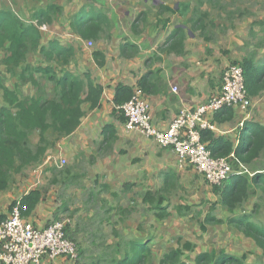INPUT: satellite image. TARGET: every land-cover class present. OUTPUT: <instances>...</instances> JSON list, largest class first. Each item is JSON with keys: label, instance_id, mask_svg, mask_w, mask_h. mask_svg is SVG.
I'll return each mask as SVG.
<instances>
[{"label": "crops", "instance_id": "0c3cea01", "mask_svg": "<svg viewBox=\"0 0 264 264\" xmlns=\"http://www.w3.org/2000/svg\"><path fill=\"white\" fill-rule=\"evenodd\" d=\"M159 1H137L136 7L141 8L138 12L145 11L147 19L145 23L139 24L138 32L137 30L136 32L132 31L131 21L129 29L121 27L117 23L119 14L117 16L115 9L106 11L102 7L101 10L113 21L110 26L104 28L98 40H91L94 47H88L86 42L88 40H83L71 30V16L75 11L69 15L64 12L59 19L42 29L43 44L49 40H57L61 45L73 48L74 55L63 66L64 69L82 76L84 73H88L94 83L103 87L98 107L91 109L88 102L84 103L82 109L85 114L81 118L80 125L71 134L60 138L54 146L53 155H46L42 160L47 161V165H50L58 158L65 159L70 165L72 174L90 173L103 176L104 180L101 182L111 188L112 182H115V184L120 183V185L137 184L144 187V190L160 189L165 174L173 173L176 178L175 188L184 189V186L187 187L196 176L199 177V180L193 181L195 188L211 192L209 200L216 202L215 206H217L219 204L217 202L218 197L212 193L211 186H208L195 170L179 169L176 165L174 151L167 147H161L154 140L137 131L126 129L125 121L118 119L117 105L114 102L115 89L118 84L133 88L139 87L140 77L148 73L151 93L145 94V97L150 104L152 122L160 130L167 129L182 107L195 108L220 90L222 72L232 62L250 58L254 61L255 66L264 68V0H253V6L247 10L249 15L251 13L253 15L244 18L246 24L243 27L233 26L236 32L232 34H222L215 26V30H210L207 17L205 20L208 23L202 32L200 30L192 31L190 29L191 24L186 22L184 18L189 19L192 16L193 7L190 11H186L188 3L178 9L176 6L178 1L174 5L171 0ZM98 2L105 3L102 0H98ZM160 4L172 8L174 12L165 11L161 13ZM100 6L97 8L100 9ZM113 25L114 27H112ZM221 25L225 27L226 23ZM232 25L230 23L228 27L231 28ZM180 26L186 33L183 41V52L168 51L165 39L175 27ZM126 40L138 47L139 54L131 57L120 55V45ZM94 50H99L104 54L105 63L103 66H98L95 63L92 56ZM5 55L6 49H0V79L2 82L6 77H9L6 66L2 64ZM34 59L41 61L39 55ZM32 61L33 56L29 54L27 62L31 64ZM51 65L55 70L61 68L56 63ZM35 78L41 83L36 76ZM30 84L23 83L21 85L20 99L35 94L34 89L30 93H22V87ZM5 85L12 89L8 83ZM152 88L156 92H152ZM173 88H176V91H173ZM0 96L3 100L1 89ZM250 97L252 106L247 110H242L239 107L221 109L215 113L213 118L217 125L214 137H226L233 144V149L239 144L244 121L253 120L264 125V90ZM114 109L116 110L115 114L113 113ZM106 124L115 127V140L114 135L111 139L104 140L102 128ZM52 157L53 159H51ZM252 174L249 173V175ZM30 177L31 180L23 181L18 187L19 183L10 189L0 191V221L9 214L15 200L21 199L30 189H40L35 186V176L31 173ZM251 185L255 189L254 185ZM40 191L42 197L39 203L25 216V219L34 226L44 227L54 220L57 211L56 205L53 204L52 195H50L51 199L47 195L45 200L42 189ZM184 200L185 197L183 196L182 201ZM140 204L144 206L141 201ZM182 204L189 205L188 197L187 201ZM220 211L221 214L214 212L217 218L231 214L223 206H221ZM261 212L264 210L261 209ZM232 213H236V210ZM136 232L137 235H142L139 231L136 230ZM242 240L253 244L257 248L256 251L261 254V250L251 239ZM65 258L59 257L54 260L46 258L41 264H50L51 262L53 264H66L68 258L66 260Z\"/></svg>", "mask_w": 264, "mask_h": 264}, {"label": "trees", "instance_id": "16d2710c", "mask_svg": "<svg viewBox=\"0 0 264 264\" xmlns=\"http://www.w3.org/2000/svg\"><path fill=\"white\" fill-rule=\"evenodd\" d=\"M56 1L48 0L44 6L32 9L29 20H24L9 8L0 9V49H6L2 64L6 66L8 72L23 66L18 76L20 82L31 83L35 88L33 96L20 99L17 90L8 88L0 79L4 102L0 107V191L9 187L12 173H18L22 167L38 163L42 159L48 146L47 133L55 135V139L71 134L80 125L81 118L85 114L82 109L83 104L88 102L91 109L99 105L103 87L94 83L88 73L82 76L63 68L73 57V48L63 46L57 40L42 43L43 31L40 26L52 24L58 16L63 14L64 7ZM159 9L160 12H174L172 8L163 4L159 5ZM141 14L144 18V14L139 12L131 23V29L134 32L137 28L139 29L142 21ZM205 18L206 12L194 7L192 16L188 19L191 24L190 29L202 32L207 24ZM110 24L111 19L102 10L90 5L82 6L73 14L70 28L83 40L95 41ZM185 37V30L181 26L175 27L165 39L166 49L182 53ZM34 52L43 56L46 64L34 67L27 62L28 55ZM136 54H139V49L134 43L126 40L120 45L121 56L131 57ZM92 56L98 66L104 65L105 56L101 51L94 50ZM50 62L56 63L61 68L55 70ZM232 63H238L242 67L249 96H255L264 90V68L255 66L250 58ZM34 72L42 73L47 81L52 82V97L46 94L43 85L35 78ZM148 75L146 73L139 79L138 85L144 95L151 93ZM133 90L131 86L118 84L114 95L115 104L120 106L128 101ZM152 92L156 90L152 88ZM228 108L232 107L224 106L221 109ZM116 110L122 113L121 110ZM116 110L114 109V114ZM120 119L123 120V117L121 116ZM213 121L216 123L215 119ZM33 131H38L39 136L35 147H32L28 140ZM102 133L105 141L111 139L113 135L114 140L116 139L115 127L113 128L111 124L104 125ZM240 135L239 144L233 149V144L226 137H214V131L210 130L201 131L202 141L206 143L212 156L225 157L231 152L234 153L235 170L221 185L211 186L212 193L218 197L217 202L231 214L246 203L255 192L251 184L261 190V197L264 199V172H253L249 175L246 172L237 171L240 169L238 163L249 165L264 153V125L257 121L246 120L243 122ZM175 180L173 173L165 174L160 189H146L141 197V202L147 206V209L155 211L154 216L158 220L166 219L170 215L165 201H168V195L176 187ZM130 186L126 184L125 189ZM113 195L115 196L116 193ZM41 197L40 189L33 188L21 198V204L26 207L25 216L34 209ZM215 204L216 202H211L204 220L199 224V229L205 232L207 225L227 224L251 239L264 256V225L254 223L248 213L217 218L213 214ZM190 209L188 204L176 206L179 213ZM116 213L121 221L125 219L129 211L119 205ZM150 234L153 235V232ZM114 235L118 237L116 229H114ZM151 243V237L142 235L127 240L125 252L117 260V264H189L182 257L186 252L193 251L195 247L192 241L178 238V244L175 247L155 259ZM120 244L116 243L115 246L121 247ZM245 259V254L237 255L224 248L210 247L195 253L192 264H253L245 263Z\"/></svg>", "mask_w": 264, "mask_h": 264}, {"label": "rangeland", "instance_id": "374dc122", "mask_svg": "<svg viewBox=\"0 0 264 264\" xmlns=\"http://www.w3.org/2000/svg\"><path fill=\"white\" fill-rule=\"evenodd\" d=\"M47 1L0 0V9L9 8L24 20H29L31 10L37 6H44ZM137 1L140 0H102V2H105L104 4H101L98 0H57L56 2L64 7L63 14L65 12L68 15L72 11H78L82 6L88 7L93 5L97 8L102 5L99 7L100 10L102 7L106 11L108 9L109 11L110 9H115L117 16L119 14L117 23L121 27L129 29L130 21L133 22L139 13L138 11L141 10L140 7H136ZM171 1L173 5L178 1V4H176L178 9L184 7L185 3H188L186 11H190L192 7H198L200 11H205L210 23V30H215L216 28L222 34L235 33L236 30L233 26L239 25L243 27L246 24V19L244 18L253 15V13L249 15L247 11L248 8L253 6V0ZM126 11H129V13H126ZM163 12L165 11H161V13ZM140 13L144 14V18L141 14L140 20L145 23L147 21L145 11H140ZM59 18L60 16L57 19ZM184 20L189 22L188 18H184ZM173 22L176 21L173 20ZM216 23L218 24L216 25ZM222 23H226V26L223 27ZM230 23L231 25L234 23L231 28L228 27ZM45 26L46 28L48 27V25ZM220 41L222 42V40ZM92 46L94 47V43ZM37 55L40 56L41 61L34 59ZM32 56V66L46 64L43 56L39 53L34 52ZM53 63L50 62V64ZM22 67L20 66V68H15L12 72H9V77H6L3 81V84L8 83L12 89H16L18 94H21L20 87L23 84L18 78ZM34 75L41 81L46 94L52 97V82L47 81L40 72H34ZM30 85L23 86L22 93H30L33 89L35 91L34 86ZM3 104L4 102L0 96V107ZM117 115L119 116V120H121V116L123 120L125 119L120 111H118ZM28 140L30 145L35 147L39 141L38 131H33ZM47 140V150L42 159L46 155H53L52 153L55 151L54 146L60 138L55 139V135L47 133ZM42 159L38 163H31L22 167L18 173H12V181L5 190L16 186L17 183H19L18 187L23 181L31 180L30 176L32 173L35 176V186L42 189L45 200L47 195L50 199V195H52L53 204L56 205L57 211L54 220L62 219L67 221L66 234L75 243L79 253L74 259L66 260L65 258L68 261L66 264H117V260L125 252V242L137 235L136 230L142 236L152 238L151 246L154 250L155 259H158L163 253L175 247L178 244V238H181L182 240L192 241L195 244L194 250L186 252L182 257L189 264H192L195 253L209 249L210 247L217 249L224 248L237 255L245 254V263H264L262 253L257 252V248L253 244L242 240L247 237L236 229L229 228L230 226L227 224L214 227L207 225L205 232L199 229V224L204 220V216L211 204L209 200L211 192L209 193L207 190L201 191L194 186L193 181L199 180V177L195 176L194 180L187 187L184 186V189H173L168 195V201H165L170 215L166 219L158 220L154 216V210L147 209L146 205L140 204L141 197L145 191L144 187L134 184L130 188L125 189L126 184L120 185V183L115 184V182H112L111 188L101 182L104 180L103 176L90 173L72 174L70 172V165L65 159L58 158L57 161H53L50 165H47L48 162ZM62 160H64L63 163L61 162ZM235 166V160L232 159L230 171L235 170ZM238 167H240V169H237L238 172L243 171L248 174L258 171L264 172V153H262L261 157L249 163V165L238 163ZM253 168L255 169L254 171L252 170ZM20 180L22 181L20 182ZM254 187L255 189H252L255 192L247 203L241 205L236 209V213L229 214V216L248 213L254 223L264 225V212H261V209L264 210V201L261 197V190L256 186ZM113 193H116V195L114 196ZM182 195L185 197L184 201H182ZM187 197L191 209L189 211H182L181 213L177 212L176 206L183 205L182 203L187 201ZM119 205L124 206L129 211V214L125 215V219L121 221L116 213ZM221 206V204L215 206L213 214L214 212L221 214ZM114 229L117 230L118 237L115 236L116 234L114 235ZM150 232H153V235ZM139 236L137 235V237ZM116 243H121V247H116ZM50 264H53V262Z\"/></svg>", "mask_w": 264, "mask_h": 264}, {"label": "built area", "instance_id": "2783aa9c", "mask_svg": "<svg viewBox=\"0 0 264 264\" xmlns=\"http://www.w3.org/2000/svg\"><path fill=\"white\" fill-rule=\"evenodd\" d=\"M45 27L42 25L40 29ZM86 42L88 47L92 46L91 40ZM172 90L176 91V88ZM224 106L242 110L252 106L243 69L238 63H231L223 70L217 93L195 108L182 107L165 130L153 124L150 104L139 87L134 88L128 101L116 108L125 117L126 129L151 138L161 147L170 148L176 154L179 169H193L208 185L217 186L233 172L230 166L235 156L233 152L225 157L212 156L202 141L201 131H217L213 114ZM25 210L21 199H17L9 214L0 221V264H41L46 258L74 259L78 256L77 246L66 234L67 221L52 220L44 227H37L25 219Z\"/></svg>", "mask_w": 264, "mask_h": 264}]
</instances>
